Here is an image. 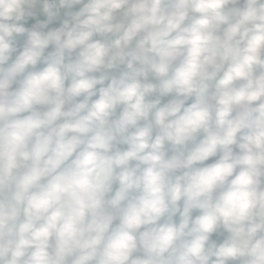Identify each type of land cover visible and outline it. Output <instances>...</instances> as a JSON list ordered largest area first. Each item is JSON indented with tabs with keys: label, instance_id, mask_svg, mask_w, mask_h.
<instances>
[{
	"label": "clouds",
	"instance_id": "9594fccd",
	"mask_svg": "<svg viewBox=\"0 0 264 264\" xmlns=\"http://www.w3.org/2000/svg\"><path fill=\"white\" fill-rule=\"evenodd\" d=\"M0 264H264V0H0Z\"/></svg>",
	"mask_w": 264,
	"mask_h": 264
}]
</instances>
